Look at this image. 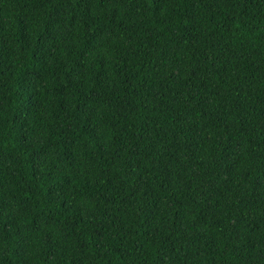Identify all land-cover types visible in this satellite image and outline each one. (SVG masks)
Here are the masks:
<instances>
[{"label": "trees", "instance_id": "1", "mask_svg": "<svg viewBox=\"0 0 264 264\" xmlns=\"http://www.w3.org/2000/svg\"><path fill=\"white\" fill-rule=\"evenodd\" d=\"M0 264H264V0H0Z\"/></svg>", "mask_w": 264, "mask_h": 264}]
</instances>
